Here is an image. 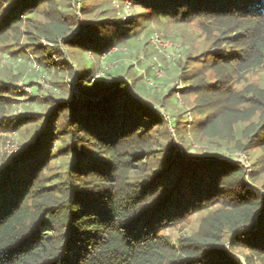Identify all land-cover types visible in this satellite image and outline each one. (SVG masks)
Masks as SVG:
<instances>
[{"label": "trees", "instance_id": "1", "mask_svg": "<svg viewBox=\"0 0 264 264\" xmlns=\"http://www.w3.org/2000/svg\"><path fill=\"white\" fill-rule=\"evenodd\" d=\"M129 1L158 18L211 23L221 45L205 66L218 82H207L195 68L184 87L196 94L193 109L202 116L197 130L205 138L235 142L241 151L262 152L249 178L231 158L186 159L165 136L164 113L134 95L121 74L109 72L111 80H101L90 62L76 73L54 61L53 55L66 62L61 46L109 53L140 32L133 17L128 32L117 17L88 18L80 31L78 14L72 20L57 0H0V39L22 36L24 18L47 7L45 22L26 24L28 44L46 70L72 74L81 94L53 99L46 129L38 126L19 152L0 162V264H264V84L234 87L245 73L264 69V0ZM2 92L0 127L9 126L5 113L12 105ZM101 93L98 100L82 97ZM35 118L22 114L14 122L27 126ZM238 123H246L241 132L229 133ZM58 140L70 162L63 176L47 181ZM217 203L191 236L173 242L163 233Z\"/></svg>", "mask_w": 264, "mask_h": 264}, {"label": "rangeland", "instance_id": "2", "mask_svg": "<svg viewBox=\"0 0 264 264\" xmlns=\"http://www.w3.org/2000/svg\"><path fill=\"white\" fill-rule=\"evenodd\" d=\"M126 1L130 8H126V2L120 3L117 0L112 2L57 0V7L65 14L70 16L74 13L78 14L83 25L80 31L86 29L84 23L88 18L96 21L105 17H117L122 19L120 24L123 25L121 26L123 31L128 32L131 16L135 19L132 25L135 28L134 31L140 30V32L132 35L124 43H117L109 53L102 56L76 48L64 49L61 46L66 62H60L58 57L53 55L54 61L59 63L58 66L66 64L73 66L76 73L78 69L82 70L85 63L90 62L96 68V74L102 75L101 80L104 78L111 80L109 72L121 74L130 84L134 95L148 101L164 113L168 126L165 136H171L174 153L177 152L191 160L208 154L231 158L246 167V177L249 178L251 165L262 151L260 149L241 151L235 142L209 139L201 135L197 130V122L202 119V116L197 115L193 109L196 94L184 88L188 84L186 78L191 77L195 68L205 73L207 82H218V80L215 81V72L205 66L215 58L213 49L221 45L218 41L216 43L217 34L212 30L211 23L199 18L186 21L158 18L155 14L143 13L145 11L143 6ZM109 6L113 11H107ZM114 6H118V9ZM46 8L38 9L31 19L24 18L22 36L12 35L8 39H0V90H4L2 94L12 98V105L7 106L5 113L6 120L10 121V124L0 127V162L6 156L19 152L21 145L34 136L38 126H41V130L46 129L49 122L46 114L54 106L53 99L68 97L71 91L76 93L75 78L72 74L60 73L57 69L46 70L28 44L29 40L25 34L26 24L30 20L36 24L45 22L48 12ZM71 19L74 20L73 16ZM101 25L99 23V26ZM80 31L76 28V32L74 31L76 36L83 34ZM154 33L158 34L160 40L153 38ZM41 42L46 46V40ZM17 48H19L17 53H10V50ZM128 67H130L129 73L126 74ZM249 84H264L263 68L245 73V76L235 81L234 87L243 89ZM76 95L80 97V91ZM22 114L36 117V123L27 126H22V122L16 123L17 117ZM245 124L229 126V133L238 135ZM54 147L56 153L52 155V167L46 173L47 181L63 176L70 162L69 156L60 153V150L64 148L61 140L54 143ZM59 154H62L61 157L56 159L55 156ZM220 204L196 211L177 224L166 226L163 233L173 242L191 236L200 229L203 217L210 210L217 209ZM246 253L244 249H241L239 256L244 260Z\"/></svg>", "mask_w": 264, "mask_h": 264}, {"label": "water", "instance_id": "3", "mask_svg": "<svg viewBox=\"0 0 264 264\" xmlns=\"http://www.w3.org/2000/svg\"><path fill=\"white\" fill-rule=\"evenodd\" d=\"M75 92L76 93H78L79 91H78V89H77V87L75 86ZM108 92V91H107ZM106 92V93H107ZM75 93V94H76ZM105 93H101V94H99V95H95V96H82L83 98H90V99H92V100H96V99H98V98H100L102 95H104ZM78 96V95H77Z\"/></svg>", "mask_w": 264, "mask_h": 264}, {"label": "built area", "instance_id": "4", "mask_svg": "<svg viewBox=\"0 0 264 264\" xmlns=\"http://www.w3.org/2000/svg\"><path fill=\"white\" fill-rule=\"evenodd\" d=\"M127 7H129L130 8V5H129V3L128 2H126V8ZM153 38H155V39H157V40H160V37L158 36V34L157 33H154V36H153ZM98 75H100V74H98Z\"/></svg>", "mask_w": 264, "mask_h": 264}]
</instances>
